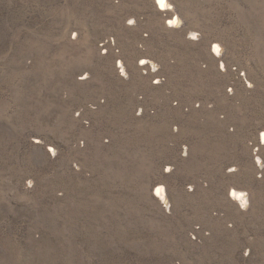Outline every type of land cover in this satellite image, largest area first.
<instances>
[{
    "label": "rangeland",
    "instance_id": "obj_1",
    "mask_svg": "<svg viewBox=\"0 0 264 264\" xmlns=\"http://www.w3.org/2000/svg\"><path fill=\"white\" fill-rule=\"evenodd\" d=\"M157 1L0 0V264H264V0Z\"/></svg>",
    "mask_w": 264,
    "mask_h": 264
},
{
    "label": "bare ground",
    "instance_id": "obj_2",
    "mask_svg": "<svg viewBox=\"0 0 264 264\" xmlns=\"http://www.w3.org/2000/svg\"><path fill=\"white\" fill-rule=\"evenodd\" d=\"M157 2H158L157 4L160 7V9L163 10V11H171V9H173V6L171 5V3L168 0H158ZM182 22H183L182 19L178 15H176V20L172 22V25L180 27V26H182L181 25ZM193 35L195 36L196 33H193ZM214 49L217 52H220L223 48L219 44H217L216 46H214ZM149 63L150 62L147 61V62H145L144 65L149 64ZM152 65L154 66L155 63L152 62ZM154 67L157 68L156 65ZM125 72H126V70H125ZM263 139H262V144L264 145ZM259 161L262 162L261 159H259ZM155 190H158V193L161 195L162 201H164V203L165 202L168 203V196H167V193H166L165 186L160 185V186L156 187ZM232 196L237 202H239L241 204L242 207L246 208L248 206L247 193H245L243 191H239V190H234Z\"/></svg>",
    "mask_w": 264,
    "mask_h": 264
},
{
    "label": "built area",
    "instance_id": "obj_3",
    "mask_svg": "<svg viewBox=\"0 0 264 264\" xmlns=\"http://www.w3.org/2000/svg\"><path fill=\"white\" fill-rule=\"evenodd\" d=\"M171 11H173V9H171ZM163 12H166L168 15V18H167V26L169 27V28H171V29H176V30H178V29H181V27H179V28H177V26H173L172 25V22L173 21H175L176 20V14H170V13H168L169 11H163ZM173 13H174V11H173ZM170 14V15H169ZM166 16V17H167ZM150 62V61H149ZM144 65V64H143ZM146 65H149V68H150V70H151V72H157L158 70H159V68H158V66H157V68L156 67H154L153 65H152V62H150L149 64H146ZM118 68H119V71H120V73L122 74V75H124L126 72H125V70H126V68L124 67V65H123V63L122 62H119V64H118ZM245 76V74H241V77H244ZM162 81H163V79L161 78V77H159V76H157L156 78H155V80H154V84H161L162 83ZM260 148H255V151L257 152L258 150H259ZM256 155H257V153H256ZM259 159L260 158H257L256 159V162H257V164H258V166L259 167H261L262 166V162H260L259 161Z\"/></svg>",
    "mask_w": 264,
    "mask_h": 264
}]
</instances>
